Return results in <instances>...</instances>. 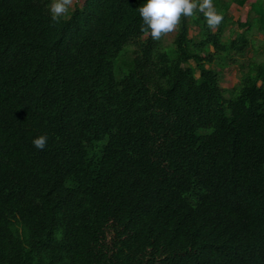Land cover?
I'll return each instance as SVG.
<instances>
[{"label":"trees","instance_id":"1","mask_svg":"<svg viewBox=\"0 0 264 264\" xmlns=\"http://www.w3.org/2000/svg\"><path fill=\"white\" fill-rule=\"evenodd\" d=\"M50 2L0 0V264H264V0L169 43L143 0Z\"/></svg>","mask_w":264,"mask_h":264},{"label":"clouds","instance_id":"2","mask_svg":"<svg viewBox=\"0 0 264 264\" xmlns=\"http://www.w3.org/2000/svg\"><path fill=\"white\" fill-rule=\"evenodd\" d=\"M70 2L71 0H51L52 20H60L67 13ZM196 8L203 13L210 28L218 26L223 20V13L217 10L214 0H143L139 5V13L150 29L151 36L159 39L162 34L176 28L182 15L191 16ZM47 141L48 135L41 133L33 138L32 143L37 148H44Z\"/></svg>","mask_w":264,"mask_h":264},{"label":"rangeland","instance_id":"3","mask_svg":"<svg viewBox=\"0 0 264 264\" xmlns=\"http://www.w3.org/2000/svg\"><path fill=\"white\" fill-rule=\"evenodd\" d=\"M251 1H253V0H249V2H251ZM84 2H85V0H71V2L69 4L68 11L72 10L75 7V5L82 6ZM68 11L63 16H66L68 14ZM246 12H247L246 9H244V7H242V6H239L235 3H232L230 5L229 13L234 17V19L241 18L243 20L247 15ZM234 28L239 30V27L237 28L236 25L234 26ZM240 30H242V28H240ZM190 32H191V34H194L195 28H192L190 30ZM226 33L228 36L230 35L228 30ZM174 35H175V29L171 32L164 33L163 39L166 43H169L173 39ZM248 35L250 38L254 39L253 44H254L255 48H249V50L246 52L245 56H242L241 60L246 61L247 58L250 56H253V57L258 58V59H263L264 58V35H263V32L254 28L253 30L248 32ZM161 39H162V35H161ZM130 55H131V53H130ZM117 68L120 69L119 65L117 66ZM239 76H240L239 66L237 64H231L230 66L226 67L222 71L221 85L224 86L225 88H231L235 84L238 83Z\"/></svg>","mask_w":264,"mask_h":264},{"label":"crops","instance_id":"4","mask_svg":"<svg viewBox=\"0 0 264 264\" xmlns=\"http://www.w3.org/2000/svg\"><path fill=\"white\" fill-rule=\"evenodd\" d=\"M253 1H255V0H253ZM253 1L249 2V0H246L245 5H239V4L235 3V2H233V3H235V4L239 5V6L244 7V9H246V11H248V8H250V5H251V3H252ZM231 4H232V3H231ZM247 13H248V12H246V14H247Z\"/></svg>","mask_w":264,"mask_h":264}]
</instances>
